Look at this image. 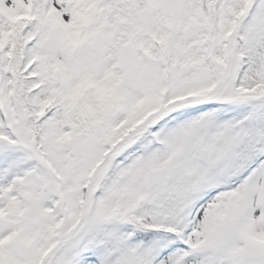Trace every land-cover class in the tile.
<instances>
[{
    "label": "snow or ice",
    "instance_id": "6c2138e0",
    "mask_svg": "<svg viewBox=\"0 0 264 264\" xmlns=\"http://www.w3.org/2000/svg\"><path fill=\"white\" fill-rule=\"evenodd\" d=\"M0 264H264V0H0Z\"/></svg>",
    "mask_w": 264,
    "mask_h": 264
}]
</instances>
